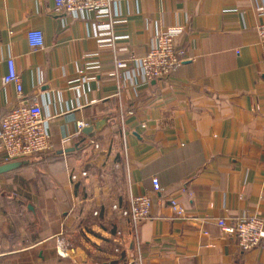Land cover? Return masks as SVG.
<instances>
[{
  "label": "crops",
  "instance_id": "0c3cea01",
  "mask_svg": "<svg viewBox=\"0 0 264 264\" xmlns=\"http://www.w3.org/2000/svg\"><path fill=\"white\" fill-rule=\"evenodd\" d=\"M115 11L123 23L101 34L106 21L56 15L52 0H0V122L19 104L2 84L11 59L50 143L0 175V264H264V248L242 252L217 226L264 217V0H117ZM167 30L180 32L181 63L147 81L134 60ZM141 195L150 218L134 228L119 211Z\"/></svg>",
  "mask_w": 264,
  "mask_h": 264
},
{
  "label": "built area",
  "instance_id": "2783aa9c",
  "mask_svg": "<svg viewBox=\"0 0 264 264\" xmlns=\"http://www.w3.org/2000/svg\"><path fill=\"white\" fill-rule=\"evenodd\" d=\"M117 0H52L53 13L56 15L69 16L75 20H83L88 14H93L97 20L107 22L101 34L109 32L114 25L122 24L115 11ZM259 39L264 42V22L256 27ZM179 30H167L155 38L152 46L146 54L137 60V66L141 76L147 81L158 80L168 77L175 72L181 63L183 53L176 48V38ZM26 42L30 49L40 50L43 48V34L39 30H30L26 33ZM115 70L126 68L124 62L114 60ZM3 85H13L19 99V104L9 111L0 122V152L4 155V162L24 160L36 154H43L50 149L49 133L46 121L42 117L39 105L32 103L23 105L22 86L19 75L16 72L14 62L6 61V74L2 78ZM86 125L78 123V131ZM66 139L64 142H67ZM84 177L85 173H81ZM71 180L76 181L75 175ZM154 192H160L158 180L151 179ZM171 208L177 216H183V211L175 201L170 202ZM112 210H117L116 205ZM132 227L136 228L140 223L150 218L151 200L146 195L132 197L128 207L119 211ZM220 231L229 239L235 241L242 252L256 248H264V217L241 214L233 222L228 223L221 219L217 222ZM71 251L63 244H58L57 255L66 258Z\"/></svg>",
  "mask_w": 264,
  "mask_h": 264
},
{
  "label": "water",
  "instance_id": "95a60500",
  "mask_svg": "<svg viewBox=\"0 0 264 264\" xmlns=\"http://www.w3.org/2000/svg\"><path fill=\"white\" fill-rule=\"evenodd\" d=\"M90 131H91V129L89 128V129L84 130L83 133L88 135ZM71 151H73V150L72 149L66 150V151H64V153H68V152H71ZM22 165H24V164L20 163V162H10V163H7V164H2V165H0V175L7 174L9 172L15 171L18 168H20Z\"/></svg>",
  "mask_w": 264,
  "mask_h": 264
},
{
  "label": "rangeland",
  "instance_id": "374dc122",
  "mask_svg": "<svg viewBox=\"0 0 264 264\" xmlns=\"http://www.w3.org/2000/svg\"><path fill=\"white\" fill-rule=\"evenodd\" d=\"M33 156H31V158H32ZM30 157L29 158H27V160H29V159H31ZM26 160V159H25Z\"/></svg>",
  "mask_w": 264,
  "mask_h": 264
},
{
  "label": "trees",
  "instance_id": "16d2710c",
  "mask_svg": "<svg viewBox=\"0 0 264 264\" xmlns=\"http://www.w3.org/2000/svg\"><path fill=\"white\" fill-rule=\"evenodd\" d=\"M18 161H20V160H18Z\"/></svg>",
  "mask_w": 264,
  "mask_h": 264
}]
</instances>
